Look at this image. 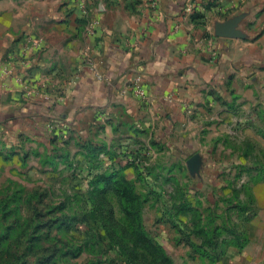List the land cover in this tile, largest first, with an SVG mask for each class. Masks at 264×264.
<instances>
[{
	"label": "crops",
	"instance_id": "0c3cea01",
	"mask_svg": "<svg viewBox=\"0 0 264 264\" xmlns=\"http://www.w3.org/2000/svg\"><path fill=\"white\" fill-rule=\"evenodd\" d=\"M84 1L0 0L2 118L45 117L59 140L194 155L233 138L264 165V0H86L87 15ZM233 20L243 37H218ZM8 63L13 74L2 75ZM138 78L146 97L124 94Z\"/></svg>",
	"mask_w": 264,
	"mask_h": 264
},
{
	"label": "rangeland",
	"instance_id": "374dc122",
	"mask_svg": "<svg viewBox=\"0 0 264 264\" xmlns=\"http://www.w3.org/2000/svg\"><path fill=\"white\" fill-rule=\"evenodd\" d=\"M1 116L0 264H136L91 214L93 175L103 173L133 181L135 192L147 200L142 214L149 237L175 264H214L184 241L183 233L197 223L194 214L204 233L216 237L219 251L225 252L215 264H264V231L258 235L264 225V218L258 217L264 211L256 199L262 159L238 139L220 138V146L217 143L209 155L150 142L138 152L130 146L128 158L116 149L115 160L102 156V162H90L80 146L95 140L56 139L45 117L34 125L29 115ZM133 150L140 159L132 156ZM196 156L201 162L190 166ZM111 203L117 220L124 222L115 197H110ZM252 216L241 225L242 219ZM233 231L247 236L244 249L229 245Z\"/></svg>",
	"mask_w": 264,
	"mask_h": 264
},
{
	"label": "trees",
	"instance_id": "16d2710c",
	"mask_svg": "<svg viewBox=\"0 0 264 264\" xmlns=\"http://www.w3.org/2000/svg\"><path fill=\"white\" fill-rule=\"evenodd\" d=\"M84 153L82 155L90 160V162L98 161L102 162V156L108 157L111 161L117 158L116 153L118 149L123 152L122 156L126 158L130 157V147L124 145H118L117 147H107L105 145L93 144L92 142L86 143L80 146ZM117 149V152H116ZM136 151H141L136 149ZM119 152V153H121ZM134 153V154H133ZM132 156H137L140 159V153H136L134 150ZM135 165V164H134ZM136 166V165H135ZM138 169L141 167L137 165ZM146 168V167H145ZM144 168V169H145ZM94 179V193L91 195L92 208L91 214H93L96 222L102 227L111 241L118 245L119 249L125 253L129 259L136 264H175L172 258L166 253L165 249L151 239L143 224V208L147 201L141 195L135 192L133 181L120 175L113 173L106 175L105 173L100 175H93ZM92 182V181H91ZM110 197H115L120 205L121 212L124 214L125 221L119 222L116 218L115 209L110 204ZM186 202H184L185 204ZM190 209V212H195L189 207V204L184 205ZM255 216V215H254ZM196 220L193 223V229L188 234H184V241L194 250H198L201 253L203 259H208L211 263H218L224 258L225 252H220V246L216 237H208L201 225L200 219L194 214ZM250 218L242 219V226H245ZM174 228V224H172ZM119 232L121 235H118ZM123 235L127 238V241L123 240ZM231 237L234 240L229 242V245L244 249L249 240L243 232H231ZM193 238L201 241V245L195 244ZM244 238V239H243ZM206 249V250H205Z\"/></svg>",
	"mask_w": 264,
	"mask_h": 264
},
{
	"label": "built area",
	"instance_id": "2783aa9c",
	"mask_svg": "<svg viewBox=\"0 0 264 264\" xmlns=\"http://www.w3.org/2000/svg\"><path fill=\"white\" fill-rule=\"evenodd\" d=\"M194 9V4H189L186 8V11L190 14L193 12ZM82 10L85 13V15L88 14L87 7H86V0L82 2ZM27 44H32L33 46L39 48L41 46V41H33L31 38H27ZM84 62L88 64V66L91 68V70L94 72L96 77L98 79H101L102 76L99 74L98 69L96 68V65L93 63V60L91 57L86 54L84 56ZM13 74V67L11 63H8V66L2 71V75H11ZM127 90L132 91L135 95H137L140 98H145L146 97V90L142 86L141 78H138L135 80L130 88H127L123 91L124 94H127ZM140 161V160H138Z\"/></svg>",
	"mask_w": 264,
	"mask_h": 264
},
{
	"label": "water",
	"instance_id": "95a60500",
	"mask_svg": "<svg viewBox=\"0 0 264 264\" xmlns=\"http://www.w3.org/2000/svg\"><path fill=\"white\" fill-rule=\"evenodd\" d=\"M238 20H233L219 25L218 37L221 38H242L243 35L236 29Z\"/></svg>",
	"mask_w": 264,
	"mask_h": 264
}]
</instances>
